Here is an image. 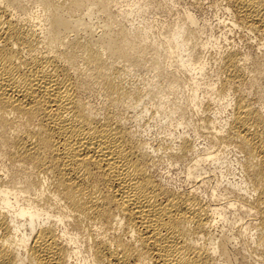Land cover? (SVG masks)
Here are the masks:
<instances>
[{"label": "bare ground", "instance_id": "bare-ground-1", "mask_svg": "<svg viewBox=\"0 0 264 264\" xmlns=\"http://www.w3.org/2000/svg\"><path fill=\"white\" fill-rule=\"evenodd\" d=\"M218 1L229 27L264 37V0ZM123 2L129 11L120 0H0V264H264V44L220 52L224 78L206 80L203 51L224 33L203 40L205 25L173 0ZM154 11L167 18L153 25ZM132 13L141 26L119 19ZM133 70L151 75L129 84ZM239 85L260 107L232 98ZM200 89L233 107L218 129L200 115ZM144 118L177 139L165 153L185 163L188 188L155 174ZM208 126L210 142L244 154L253 198L217 184L204 195V163H229L198 142ZM226 208L249 220L234 237L212 233Z\"/></svg>", "mask_w": 264, "mask_h": 264}, {"label": "rangeland", "instance_id": "rangeland-1", "mask_svg": "<svg viewBox=\"0 0 264 264\" xmlns=\"http://www.w3.org/2000/svg\"><path fill=\"white\" fill-rule=\"evenodd\" d=\"M174 6L177 10L182 11L184 8H190V11L197 17L198 25H205L206 31L205 34H202L201 37L204 40L205 36L212 32L215 36H221L223 33L226 36V40L221 38L217 44L214 45H207L204 49V54L207 57V65L204 71V76H206V80L216 81L217 76L220 75V79L224 78L222 71L217 67V58L220 52L226 49H234L238 51V53L243 54L245 52L250 51V47L252 50H256L258 48L259 43L264 44V37L262 38L261 35H255L253 33H249L243 29L239 28H231L227 25V15L221 9L220 2L218 0H173ZM121 6L119 10L122 11H129V7L124 5L123 0H120ZM198 3V4H197ZM133 12V11H132ZM95 15H99L97 19H95ZM92 17V21L97 24H100L104 18L100 16V13H96ZM123 17V16H122ZM100 18V19H99ZM102 18V19H101ZM145 18L149 19V22H153V25H156L157 22L165 20L167 18L163 13H159L157 11L145 14ZM121 19L122 23L125 26H141L139 24L140 18L138 15L132 13L127 17L119 18ZM102 20V21H101ZM155 20V21H154ZM260 36V37H258ZM258 51V50H257ZM260 55L264 56V48H261L259 51ZM249 66V65H248ZM248 76V73H245ZM147 71L145 70H133L132 72L128 73L125 77L129 84L134 83L137 84L140 81L141 77H148ZM227 88V87H225ZM224 89V88H223ZM222 89V90H223ZM220 90V89H217ZM225 91V90H224ZM203 90L200 89L198 91L199 96L201 98ZM226 92V91H225ZM234 95L232 96L229 94V99L237 98L238 96L244 97L247 100V103L255 106L260 107V102L256 96V89L249 88L246 85H239L238 90H233ZM202 94V95H201ZM203 98H199L201 101V116H206L210 120L214 118L217 119L215 122L217 129L219 128L218 125H224L226 119L229 120L230 115L232 114L233 107L225 106L224 99H212L213 95L208 96L204 95ZM139 112V109H137ZM205 117V118H206ZM141 124H148L150 127L148 131L144 133L145 137L149 139L150 143L153 144L154 148L157 150L155 153V166L154 172L159 176V179L163 182L168 184L173 188H180L185 186L188 188L192 185V182L185 181V174H184V162L183 163H176L170 161L166 156V151L168 150L169 145H173L174 142H177V139H172L171 136L167 135L166 130L163 127H156L154 128V121L144 118L141 120ZM226 127L222 130V135L226 133ZM180 130V129H179ZM181 131V130H180ZM201 138L198 142H201L202 145L206 148H209V151L212 150H226V158L229 160L228 164H217L214 162H206L202 166L204 182L201 185V189L204 192V195L208 196L211 191V186H215L217 184V192L223 193V190L228 188L233 189L236 191L237 188L244 187L246 188V192L242 193L243 195L249 197L250 199L253 198L255 195L251 193L252 187L251 183H248V180L245 178L244 172L241 171V168L236 163L237 159H244V154L239 152L237 148H235L232 144H227L222 146L223 144H218L213 141L210 142L209 136L214 133V131L208 126L206 129H200ZM173 140V141H172ZM228 146L227 149L224 147ZM224 161V159H223ZM221 161V162H223ZM1 173V172H0ZM245 182V183H240ZM206 191V192H205ZM209 197V196H208ZM229 199V196L227 197ZM223 202V200H221ZM226 208L225 210H227ZM246 211L240 208H233L228 209L225 213L226 217H231L229 221H220L219 225L216 228H213L212 233H225L230 234L233 237L235 234L238 233L239 230L243 231L244 227L242 226L244 223H248V217L244 214ZM233 213V215H231ZM242 226V227H241ZM246 234L250 235V230H245ZM234 239V238H232ZM231 239V240H232ZM234 247L239 248L242 243L239 240L233 241ZM236 263V262H235ZM217 264H222V262H217ZM233 264V263H232ZM237 264V263H236ZM250 264H254L250 261Z\"/></svg>", "mask_w": 264, "mask_h": 264}]
</instances>
